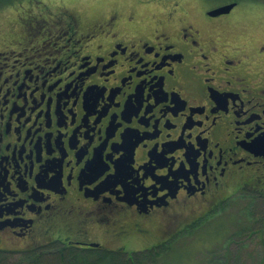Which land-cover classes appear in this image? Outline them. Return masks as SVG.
Segmentation results:
<instances>
[{
	"label": "flooded vegetation",
	"instance_id": "obj_1",
	"mask_svg": "<svg viewBox=\"0 0 264 264\" xmlns=\"http://www.w3.org/2000/svg\"><path fill=\"white\" fill-rule=\"evenodd\" d=\"M59 1L0 0L20 26L0 29V244L16 243L0 249L132 257L174 237L128 250L152 245L157 216L264 179V72L226 26L264 0H196L199 21L188 0H139L165 7L154 35L100 0Z\"/></svg>",
	"mask_w": 264,
	"mask_h": 264
},
{
	"label": "rangeland",
	"instance_id": "obj_2",
	"mask_svg": "<svg viewBox=\"0 0 264 264\" xmlns=\"http://www.w3.org/2000/svg\"><path fill=\"white\" fill-rule=\"evenodd\" d=\"M100 3L112 7L111 12L118 14L120 19L122 17V22H127L128 18L132 17L136 18L138 22L136 24H141L145 28L149 26L150 30H140L142 33L149 31L151 35H154L155 32L160 31L162 22L167 24L168 21V15L163 14L165 11L163 5L143 6L139 0H107V4L100 0ZM56 4L62 5L61 0ZM183 8L187 13L190 11L191 15L187 13L182 15L195 21L203 20L198 17L201 7L196 0H188L184 3ZM250 12L248 17L243 16L238 21L228 20L226 26L230 33V42H234V36H241L245 40H239V43L251 41L254 44V49H252V56L256 57L253 59L254 67L257 72L262 73L264 72V7H252ZM10 13L3 12L1 14L0 29L9 32L14 27L12 33H20V26L17 23L19 14L12 12L13 14L9 15ZM201 25L205 24L201 22ZM258 49H261V54L258 53ZM262 177L264 178V175ZM219 199H226L224 203L227 206L223 211H211L209 200L200 203H197L198 200H194L182 211H172L170 214L157 216L151 226L152 233L147 237L148 240H152V245L143 246L138 242L130 241L128 250L153 247L155 245L154 238L157 237L155 234L173 233L172 248L168 249L167 253L162 255L156 263L146 262L145 264H264V220L257 221L264 217V211H255V208L260 205L264 206V179L255 182L251 181L250 177L244 182L241 180L233 182L228 191L220 194ZM258 212L261 213L258 214ZM160 216H163L164 220L160 219ZM200 219L201 221L191 225L192 222ZM182 227L183 229H181ZM258 229H261V232L256 233ZM249 230H254V234L249 233ZM171 240L167 243H170ZM164 244V242L160 243L161 249ZM5 245L11 248L16 243L7 240L6 243L0 244V246ZM23 245L26 243H18L17 246ZM23 254L24 252H12L10 262L20 260L24 256Z\"/></svg>",
	"mask_w": 264,
	"mask_h": 264
},
{
	"label": "trees",
	"instance_id": "obj_3",
	"mask_svg": "<svg viewBox=\"0 0 264 264\" xmlns=\"http://www.w3.org/2000/svg\"><path fill=\"white\" fill-rule=\"evenodd\" d=\"M224 201H220L215 205L211 211H223L227 206ZM228 201V200H227ZM210 211V210H209ZM255 211H264V206L260 205L255 208ZM261 212H258L260 214ZM264 220L259 219L257 221ZM200 220L192 222L191 225L198 223ZM190 226V225H189ZM188 226V227H189ZM188 227L185 229L187 231ZM254 234V230H249V233ZM261 232L258 229L256 233ZM174 244V238L170 243H165L161 249L160 246L154 247L150 250H145L132 257H126L119 255L113 251L106 249H86L74 245H66L61 241H53L49 244H45L40 248H36L30 251L24 252V256L20 260L10 262V256L12 251L0 249V264H145L156 263L157 260L167 253V250L172 248ZM164 252V253H163ZM83 254V255H82Z\"/></svg>",
	"mask_w": 264,
	"mask_h": 264
},
{
	"label": "water",
	"instance_id": "obj_4",
	"mask_svg": "<svg viewBox=\"0 0 264 264\" xmlns=\"http://www.w3.org/2000/svg\"><path fill=\"white\" fill-rule=\"evenodd\" d=\"M231 7H232V6H227V7L221 8L220 10L217 11V13L227 12V11L230 10ZM91 246H99V244L91 243Z\"/></svg>",
	"mask_w": 264,
	"mask_h": 264
},
{
	"label": "bare ground",
	"instance_id": "obj_5",
	"mask_svg": "<svg viewBox=\"0 0 264 264\" xmlns=\"http://www.w3.org/2000/svg\"><path fill=\"white\" fill-rule=\"evenodd\" d=\"M226 13V12H225ZM213 15H219V14H216V13H212ZM132 18V17H131ZM112 27V26H111ZM254 61V60H253ZM258 86V85H257ZM255 89V88H254ZM145 161V160H144ZM143 163V162H142ZM83 255V254H82Z\"/></svg>",
	"mask_w": 264,
	"mask_h": 264
}]
</instances>
